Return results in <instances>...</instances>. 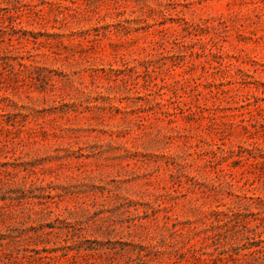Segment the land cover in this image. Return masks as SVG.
<instances>
[{"label": "rangeland", "instance_id": "obj_1", "mask_svg": "<svg viewBox=\"0 0 264 264\" xmlns=\"http://www.w3.org/2000/svg\"><path fill=\"white\" fill-rule=\"evenodd\" d=\"M0 264H264V0H0Z\"/></svg>", "mask_w": 264, "mask_h": 264}]
</instances>
